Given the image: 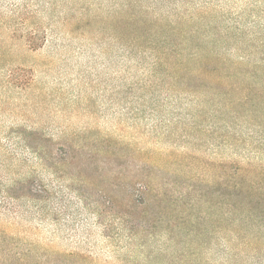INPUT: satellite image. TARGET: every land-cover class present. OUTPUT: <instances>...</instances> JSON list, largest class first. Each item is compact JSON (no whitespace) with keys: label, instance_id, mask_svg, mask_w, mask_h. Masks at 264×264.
<instances>
[{"label":"rangeland","instance_id":"rangeland-1","mask_svg":"<svg viewBox=\"0 0 264 264\" xmlns=\"http://www.w3.org/2000/svg\"><path fill=\"white\" fill-rule=\"evenodd\" d=\"M208 36L224 40L213 64ZM261 57L264 0H0V155L17 164L15 136L33 130L84 179L63 181L74 221L11 220L31 227L15 264H264V200L240 238L213 206L234 169L264 185V112L220 77ZM143 185L146 210L129 209Z\"/></svg>","mask_w":264,"mask_h":264},{"label":"trees","instance_id":"trees-1","mask_svg":"<svg viewBox=\"0 0 264 264\" xmlns=\"http://www.w3.org/2000/svg\"><path fill=\"white\" fill-rule=\"evenodd\" d=\"M234 27L238 29V26ZM27 37L29 46H35L37 45L36 42L42 39L43 36L40 37L39 32L34 30V32L28 33ZM207 39L209 48L204 50L202 49L203 47L198 46L199 48L197 49L201 52H210L211 59H207L208 56L206 54L202 55V57H204L203 59L208 61V63L213 64V61L218 59V56L215 54L217 53L216 47L224 40L223 38L214 36H208ZM251 45L252 44H249V46ZM246 49L247 47L240 48L241 53L245 55L247 52ZM195 55H198V53ZM209 72H213V69H209ZM222 76L229 81V84L234 89L244 92L240 98L242 104L256 103L258 104L256 108L260 109L257 111L264 112L263 57L251 64L247 63V65L236 67L233 73L225 72L221 74L220 77ZM243 79L249 80L250 84ZM261 80L263 81L260 82ZM236 81H238V85H235ZM243 83H245V85H243ZM258 83L261 84L260 90L254 87L257 86ZM32 131L33 130L18 131L15 136L17 141L14 145L21 151L16 156L17 164H7L5 158H8L10 151L7 150V152L5 150L6 154L4 153L3 157L0 155V183L1 181L3 182V180L8 181V184L0 185V215L8 216L7 220L4 222H2L0 216V264H15L16 253L19 247L23 243H27L24 237H20L18 231L25 234L31 228L27 226L25 230H15L13 229V221L11 220L20 217L26 222H32V220L37 217L40 222H45L49 215L54 214L56 217H51V221L59 223L61 217L66 213L70 215L71 221H74L72 219L75 215L77 216V213L74 214L70 212L71 202L68 199L70 192L75 190L71 185L63 184V181H65L66 177H69L71 183H74L75 180L84 179L74 174L71 175L67 171L66 167L71 160L69 156L66 154H52V152L47 151L42 144L34 140V138L37 137ZM32 134L34 136H32ZM30 141L34 142V144ZM27 152H29L31 160H35L40 168L37 169L36 164L32 165V161L30 162V156H27ZM22 167L26 169L23 170ZM9 172H11V174H9ZM248 173L249 171L247 168L234 169V173L228 176L223 186L224 191H218V200L213 202L214 213H217L215 216L221 218L223 222L226 220L228 225L233 224L237 226V228L235 226V231H233L236 238L241 237L242 225L246 221L245 218L248 219V215L252 214L254 208L252 199L264 200V185L260 181H257L256 178L247 176ZM2 175L4 177H2ZM46 176H49V178H46ZM149 190L150 188L148 186L143 185L140 189L129 191V193L132 194H129L130 198L127 207L131 210L135 208L137 210L140 209L142 212L145 211L147 203L142 206L143 208H138L136 202L140 201L137 196L139 197ZM135 195H137L136 198H134ZM202 195L203 194H200V196ZM220 196L225 197V202ZM76 197L79 202H82L83 208L89 209L90 214L96 215V219H101V217L104 216L105 211L102 209V206L100 207L96 202L94 203L91 195L80 192ZM180 202H182V199H174L169 196L167 191L161 190L160 203H163L167 208L174 210ZM181 204L185 205L184 203ZM140 206L141 204H139V207ZM185 206L192 208L191 204H186ZM186 207V210H190ZM246 207H248L246 211L247 214L245 217H241V213L245 211ZM91 209L95 212L91 211ZM219 211L221 213H219ZM228 238H231V236H228Z\"/></svg>","mask_w":264,"mask_h":264}]
</instances>
